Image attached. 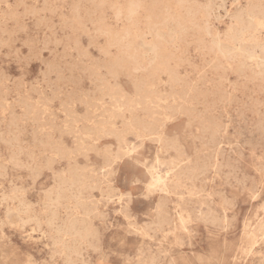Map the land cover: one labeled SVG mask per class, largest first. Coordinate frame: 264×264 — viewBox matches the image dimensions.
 <instances>
[{
  "label": "rangeland",
  "instance_id": "obj_1",
  "mask_svg": "<svg viewBox=\"0 0 264 264\" xmlns=\"http://www.w3.org/2000/svg\"><path fill=\"white\" fill-rule=\"evenodd\" d=\"M14 1L15 0H7V1L0 0V24H1L0 34L2 32L4 33V34L2 33L3 35H0V38H1L0 39V42H1L0 43L1 44L0 45V52H1L0 53L1 54L0 55V59H1L0 60V70H1L0 80L3 81V82L0 81V84H1L0 90L2 89L0 91V93H2L0 94L2 95L0 96V102L2 106L4 105L3 108L2 106H0V136L2 137V138L0 137V140H1L0 141V264H264V260H263L264 259V168H263L264 167V133H263L264 132V78L261 77V75H259L258 69L256 68L255 64L247 60L246 53L239 52L237 50H232L233 47L231 46L230 42L228 41V38L226 37L228 36V33L230 32V30L236 27L235 16L240 12H245L247 9L252 8L253 5L256 4L255 0H227V3H226V0H211V1L205 0V2L204 0H195V2L194 0H185L186 2L184 0H181V1L180 0L179 1L178 0H162V1L161 0L159 1L158 0H106V1L105 0H102V1L93 0V3L91 2L92 0H86V1L85 0H55V2L54 0L53 1L48 0L51 2H48L47 0H33V1L25 0L26 1L25 2L24 0H22L23 3H25L26 5L25 4L23 5L21 0H16V2ZM45 1L47 2V4ZM134 1H135L134 5L140 4L139 6L141 7H138L140 11L137 10V12L139 13L136 12L137 14L135 13L132 19H129L131 17L128 16L127 18V15H128L127 12L129 11L127 8H130L131 7L130 5ZM102 2H103L104 7L102 5ZM176 3H178V5ZM257 3H259V5L261 4L264 10V1L260 0ZM43 4L44 5L46 4V5L44 6ZM113 4H115L117 7L116 9H113L112 11V8H115ZM79 5L80 7H78ZM95 5L97 6V8L95 7ZM25 6L26 7L29 6L28 8L29 11L27 10ZM55 6L56 8H54ZM49 7L50 9H46ZM167 7H169V9H167ZM5 8H6V11H5ZM40 8L41 9L43 8L44 10H41ZM205 8L208 11V13L206 17H203V11H205ZM33 9L37 11H34ZM51 9L53 12H51ZM3 10L5 12L2 13ZM48 11H50L51 13H49ZM34 12H36V14ZM39 12L40 13L42 12V13L40 14ZM92 12H95L96 14ZM23 13L25 15H23ZM185 13L187 15H185ZM4 14L5 15L8 14V15L5 16ZM9 14L10 16L12 15L14 18L12 16L9 17ZM19 14L22 16H20ZM28 14H30V16ZM113 14L114 15L116 14L118 17H116L115 15V18H114ZM33 15L34 17L37 15L35 19H33L34 18ZM74 15L75 16L77 15L78 18L74 17ZM87 15L91 17V19ZM41 17H42V20H40ZM73 17L75 18L76 23L75 21H72L74 20ZM48 18H50L51 20ZM117 18L119 21L117 20ZM77 19H79L80 22ZM43 20L47 21L48 24L47 22ZM84 20H85L84 24L81 25L80 23ZM93 20L94 22H91ZM16 21L17 23L15 24ZM49 21L50 22L52 21L53 23L51 22L50 24ZM71 21L74 23L73 25ZM116 21H118L117 22L118 24L116 23ZM263 21H264V17H263ZM42 22H45V23H42ZM61 22H64V23L61 24ZM86 22H88L87 23L88 25L86 24ZM77 23L79 24L77 25ZM35 24H38L39 26L36 25V28H35ZM45 24L48 25V28H47V25ZM155 24L156 25L160 24V25L156 26ZM53 25H56L57 28L56 27L53 28ZM68 25L70 26L71 30H69ZM28 27L29 29L27 30ZM30 29H31V32H30ZM51 29L52 30L54 29V30L52 31ZM98 30L100 31V33ZM21 31L22 32L26 31V32L25 34H23ZM73 31L74 33L72 34ZM7 32L9 33V36ZM16 32L19 34H17ZM33 32L34 33L36 32V33L34 34ZM61 32L62 33L64 32V33L62 34ZM79 32L80 34H82L81 37L79 35ZM128 32L129 34L127 35ZM42 35L44 39L42 38ZM106 35L109 37V39ZM47 36H50V37H47ZM52 36H55L53 38L56 40V42L52 38ZM63 36L66 37V39H64ZM142 37L143 39H140ZM6 38L7 39L9 38V40H7ZM18 39H20L21 42ZM31 39H33V41ZM87 39H89L90 42ZM120 39L126 40V42ZM4 40H6L8 43ZM118 40L121 41L119 42V43H122L121 45L118 44ZM2 41L4 42L2 43ZM29 41L32 44L28 43ZM46 41H49V42L51 41V42L49 43ZM81 41L83 42V44H81L82 43ZM54 42L55 44H53ZM58 42L60 44H58ZM127 42L130 44H128ZM143 42L146 43L147 46H145ZM24 43L25 45H29V46H25ZM39 43H41V45ZM44 43H46V45H49V44L51 45L48 47H45ZM67 43L68 44L70 43V44L64 45ZM131 43H133V45ZM244 43H245L246 52H251L253 50H256L257 52H259L260 49L257 48L258 46L264 48V28L252 29L250 31V34L245 36ZM217 44H220V45H217ZM31 45H32V48H31ZM34 45L36 46V48L34 47ZM59 46L62 47V49ZM66 46H69V47H66ZM126 46L128 49L126 48ZM150 46H155L156 52L152 53V51L150 50ZM70 47H71V50H70ZM123 47L125 48L124 50H122ZM16 48L18 49L19 53ZM39 48H41V50ZM43 48H46V49H43ZM111 48L114 50H112ZM9 49H12V50H9ZM52 49L56 51V52L54 51L55 55L53 54ZM35 52L38 53L37 54L38 59H35L37 58ZM63 52H66V54L64 53L63 55ZM84 52H86L87 55ZM32 53L33 55H31ZM61 53L65 57L61 56ZM83 53L85 56L83 55ZM8 54L10 55L11 59L9 58ZM52 54L55 57L57 56L59 58L57 57L55 58ZM125 54L128 58L129 57L130 58L128 59L125 56ZM16 56H18L19 58H17ZM78 56H80L81 58L78 59L79 58ZM131 56H133L134 58ZM94 57L96 59L98 58V60H96ZM43 58L45 60H43ZM92 58L95 60H93ZM14 59H16V61ZM24 59L27 61H25ZM53 59L54 60L56 59L55 62L57 63H54ZM71 59L73 61H71ZM111 59L113 61H111ZM117 61L118 63L116 65ZM42 62H44L45 64ZM63 62H65L66 64L67 63L69 64L66 65ZM50 63L51 65L49 66ZM70 63H72V65L74 64L73 65L74 68ZM98 63H101V65ZM102 63L104 66L106 64L107 65L110 64V65L109 66L106 65V67H104L102 66ZM114 63H115V67H113ZM149 63L151 64V66ZM76 64H78L81 67H78ZM85 64H87V66H85ZM96 64H98L100 67ZM139 64L143 66L141 67ZM122 65H124L123 66L125 67L124 69ZM135 65L138 67H136ZM51 66L54 67L52 69H56V67L58 66L57 68L58 71L57 69L52 70ZM144 66L147 70L144 68ZM69 67H71L72 69H70ZM85 67H86V70H85ZM97 67L99 68L97 69ZM135 67L138 70L137 72H135L136 71ZM78 68L79 69L84 68V70L83 69L78 70ZM93 68L95 69V71L98 70L100 73L98 71L95 72ZM105 68L111 73L109 74V72H106ZM48 69H50V72L54 71V73L52 72L50 74ZM76 69L79 73L81 71L80 73L82 74L81 76H79L80 74L76 73L77 72ZM112 69L114 70V72L115 71L116 72L114 73ZM145 71H147L148 73ZM132 72H133V75H132ZM173 72L176 73V75H173ZM41 73L43 75L42 77H41ZM71 73L73 74V76ZM136 73H139V74H136ZM159 73L164 74V76L163 75L161 76ZM3 74L5 75V77ZM106 74H108V76ZM121 74H124V75H121ZM126 74L127 76L128 75L130 76L127 77ZM131 75L133 77H131ZM104 76L105 77L107 76L108 79L105 78ZM7 77H10V78H7ZM58 77L60 79H58ZM63 77L69 80L70 84L68 83L67 80L65 81ZM73 77L74 78L77 77V80L74 79ZM80 77H82V80ZM129 77L132 78V81L129 80L130 79ZM169 77L171 79H169ZM126 78H129V79H126ZM133 78L134 80L136 79V81H134ZM144 79L146 80V82ZM153 79L155 81H153ZM7 80H9V83ZM44 80L46 81L44 82ZM55 80H56V83H55ZM21 81H23V84H21L22 83ZM72 81L74 82L73 85L74 84L76 85L77 82H78V85L73 86ZM129 81H131V83ZM171 81H175V82H173V84L170 85L169 83H172ZM135 82L137 83L134 84ZM3 83H5V85ZM37 83L39 86L37 85ZM66 83L69 84L70 86L67 85ZM106 83H108L109 85ZM144 83H147L150 86L148 87V85ZM34 84L37 86H35ZM110 84L111 86L113 85L112 87H114V89L110 87ZM143 84L145 85L146 89L145 87H143ZM54 85H56L57 87ZM91 85L92 87H90ZM187 85H190L189 86L190 88H188ZM48 86H51V87L48 88ZM106 87L109 88V90ZM118 88H119V91H118ZM142 88L146 91V93L144 94V97H143L144 92ZM164 88L166 89V91L164 90ZM74 89H76L77 91ZM80 89L81 90L84 89L85 92L81 91ZM136 89H139V90L136 91ZM107 90L109 91V93ZM9 91H11L12 93ZM50 91L51 93H49ZM73 91L74 92L76 91V92L74 93ZM97 91L99 92L103 91V93L102 92L99 93ZM122 91H124V93ZM147 91L149 94L147 93ZM159 91L161 93H158ZM184 91L186 94L184 93ZM194 91L197 93H195ZM70 92H72V94ZM79 92H82V93H79ZM112 92L117 93V94L113 95ZM125 92L127 94H125ZM187 92L191 94L189 95ZM31 93H33L35 96H32L33 94ZM95 93H96V96H95ZM106 93H108V95L104 96L106 95ZM153 93L156 94L155 97L153 96L154 95ZM173 93H177L178 95L173 94ZM179 94L180 96L185 95V97L183 96L180 97ZM203 94H204V97H202ZM18 95H19V98H18ZM43 95L45 96L43 97ZM205 95L208 96V98ZM27 96H30V97H27ZM112 96L114 97V99ZM157 96L158 98L160 97V100L156 99ZM186 96L187 98L188 97L189 98L187 99ZM197 96H198L197 100L194 99ZM147 97L148 98L150 97V98L148 99ZM152 97L154 98L152 99ZM48 98L50 100H47ZM60 98H62V100H60ZM87 98L89 100H86ZM119 98L121 99L119 100ZM57 99L59 100L56 101ZM142 99L144 102H147V103H144ZM151 99H152V102H151ZM155 99L157 102L155 101ZM179 99L181 100L179 101ZM26 100L28 103L26 102ZM43 100L44 102H42ZM110 100L112 102H110ZM134 100H136L135 101L136 105H135ZM186 100H187V103H186ZM50 101H53V103ZM95 101H97V103ZM29 102H31V104ZM40 102L42 104L43 103L45 104L42 105L40 104ZM63 102L66 104L68 102L69 103L68 105L66 104L64 105ZM89 102H93V103H89ZM123 102L127 104H122ZM140 102L143 104L142 106ZM153 102H154V105H153ZM161 102L162 104L164 103L166 104L164 105L161 104L160 106ZM25 103H27V105ZM180 103H182L183 106L185 104L187 108L184 107L186 109L183 110ZM212 103L215 106L211 105ZM46 104H48V106H46ZM144 104H146L145 109L143 108ZM206 104L211 107H208ZM5 105H7V107H5ZM61 105L62 107L60 108ZM120 105H121V108H120ZM128 105H130L132 108ZM175 105L177 108L175 107ZM228 105L230 106V108ZM122 106L124 107V109ZM147 106H149L151 109L149 107L147 108ZM159 106L161 110L159 109ZM162 106H164V108L167 107V109L168 107L169 108L171 107V108L168 110L165 108L163 110ZM212 106L214 107V109ZM49 107L51 108V111ZM112 107H114V109H112ZM152 107H154L155 109H152ZM11 108L15 112H13ZM33 108L34 109L37 108V109L33 110ZM93 108H95L96 110ZM102 108L105 110H103ZM129 108L133 111H130ZM63 110L64 112H67L69 110V112L66 113L65 115ZM124 110L126 113L124 112ZM147 110L148 112H143ZM151 110L153 112H151ZM34 111H37V112H34ZM71 111H74V112H71ZM92 111H95V112H92ZM160 111L163 113L161 114ZM183 111H187V113ZM115 112H117V114H115ZM215 112L217 113V115ZM165 113H168V114L166 115ZM169 113H172V114H169ZM14 114L17 118L14 117V120H13L12 119L13 117L11 116H14ZM110 114L111 116L112 115L113 116L111 117ZM241 114H243V116ZM39 115H43V116H39ZM104 115L105 116L108 115L111 118L110 117L108 118V116H106L107 119H104L105 118ZM24 116H26L25 117L26 119L23 118ZM34 116L36 117L35 119H34ZM136 116L138 118L140 117L141 119L140 118L138 119ZM191 116L194 118H192ZM28 117H30L29 119L32 118L31 119L32 121L29 120ZM136 118L138 120H136ZM154 118H156L155 119L156 121H154ZM199 118H201V120ZM217 118H220V119H217ZM16 119H17V123H20L21 125H23L24 129L22 128L20 124H17L15 122ZM93 119H95L96 121ZM189 119L192 123L191 122L189 123ZM45 120L49 122L50 124L47 122L45 123L44 122ZM140 120H142L141 124H140ZM164 120L165 121L167 120L168 122L166 121L165 123ZM198 120L200 121V123ZM209 120L210 122L212 120H213L212 122H214L215 120V122L218 121L219 124L222 123L220 124L222 128L218 126L219 125L218 122L216 123L217 125L211 123L213 127L210 126L209 124H207ZM229 120L231 121V123ZM10 121L12 122V125ZM97 121L98 123L99 122L101 123L98 124L96 123ZM135 121H138V122H135ZM201 121L202 122L204 121L205 123L203 122L204 124H202ZM109 122L112 125H110ZM145 122L148 123L150 128H153L154 130L153 132L155 134L153 133L150 135L151 131H148L146 129L147 127H142V126H148ZM194 122L195 123L198 122V123L195 124ZM93 123L95 124V126ZM15 124L17 125L18 128L15 127L16 126ZM72 124L73 126H70ZM123 124H125V126ZM224 125L226 126L224 127ZM7 126L10 132H8ZM112 126L114 128H112ZM161 126L163 129L161 128ZM245 126H247V128H245ZM42 127H44L45 129ZM207 127L209 128L205 129ZM67 128L70 129V131ZM160 128L161 130L159 131ZM32 129L34 130V132L30 134L31 131H33ZM108 129H110V131H108ZM210 129H212L213 131H211ZM118 130L119 132H117ZM203 130L204 132H202ZM15 131L16 132L18 131V133H16ZM44 132H46L45 135H44ZM131 132L133 134H131ZM138 132L142 134V135L139 134V137L137 135ZM213 133L214 134L216 133L215 134L216 136L213 135ZM235 133L237 134V136ZM143 135H145L146 137ZM162 135H164L165 137H163ZM120 136H121V139H124V140H121ZM41 137L43 139H41ZM14 138L17 140L16 141L17 143H15V141L12 140ZM53 138H54V141H53ZM97 138L98 139L100 138V140H98ZM130 138H132V140ZM139 138L141 140H139ZM161 138L163 141L161 140ZM198 138L200 140H198ZM47 139L50 140V142ZM146 139L148 140L150 139L152 143L150 141L148 142V140ZM153 140H157L159 143L158 142L156 143ZM171 140L175 142L177 141L176 142L177 144L175 142H172ZM243 140H245V142ZM28 141L30 143H28ZM94 141L95 143H93ZM131 141L132 142L134 141V142L132 143ZM126 142H129V143H127L126 145ZM41 143H43L44 148L41 147L42 146ZM141 143L143 145H139ZM173 143L175 146L176 145L177 146L175 147ZM45 144L46 146L48 145V147L49 146L50 147L49 148L46 147ZM123 144L125 147L122 146ZM207 144L210 145V146L208 145L209 148ZM218 145H221L222 147ZM34 146L35 148L36 147L37 148L35 149ZM212 146H214L215 148L217 147V148L214 149V147ZM129 148L131 149L129 150ZM51 150H53V153H51L52 152ZM90 150H92L93 152ZM56 151L66 153V156L68 158L67 157L63 158L65 159L63 160L60 155L54 154V152ZM88 151H90L89 154H88ZM17 152H20V153H17ZM23 152L25 153L23 154ZM38 153H40V155ZM108 153L112 157L110 156L108 157ZM110 153H113V154H110ZM211 154L212 155L214 154V155L211 156ZM76 155L79 156V158ZM15 156H17L18 158H15ZM126 156L128 157L126 158ZM9 157H11V159ZM157 157L159 159H157ZM229 157L231 158V160ZM46 158L47 159L51 158V159H49L48 161L46 160ZM69 158H70V164L68 162ZM179 159L184 160V162L174 169L175 170L174 175L171 174L172 176L169 178L168 183L170 186V192L166 193V192L154 189V187L151 186V184L154 182L152 179L153 173H158L164 176L165 173L169 170V168H172L174 165H176V162L179 161ZM10 161L11 162L13 161L12 162V164H14L13 166ZM107 162L109 164H107ZM106 164L110 166V168L106 166ZM28 165L31 166L32 168L29 167ZM41 166H42V169L38 168ZM67 166H69V168ZM50 168L52 169L49 170ZM81 168L82 169L84 168V169L82 170ZM29 169L32 170L31 173ZM34 169L37 171H35ZM68 169L69 170L71 169L73 172L76 171L77 173L83 174L85 176L84 187L81 188L80 185H77V186L75 185V188H74V186L71 187L68 183L67 186L65 185L63 187L62 199L60 201V204L58 206L56 205L53 206L54 201L52 202L51 200H54L56 198L55 194L59 190L58 188L60 186V181H58L60 179H57V178L61 177L63 172H65L66 170L68 171ZM89 170L90 171L95 170L97 172L95 171H94L95 173L92 171L89 172ZM37 172L39 173L41 172V173L38 174ZM75 174L73 173L74 176H76ZM105 174H109V175L107 176ZM112 174L114 176L111 177ZM93 176H96V177H93ZM192 177H193V180H192ZM81 178L83 179L84 177L82 176ZM98 178H100L101 180H98ZM236 179L238 180V182H236L237 181ZM199 182H202V183H199ZM79 186L80 188H77ZM101 186L103 187L101 188ZM50 187L52 188L50 189L51 191L48 190ZM112 188H115V189L113 190ZM109 189L110 190L112 189L113 192H111L112 190L110 191ZM74 192L76 196L74 195ZM78 194L81 195L82 199L77 198V196H80ZM107 194H109V196ZM12 195L13 196L16 195L18 197H21L23 200H25V202L28 205H30L32 209L34 210L35 215H37L38 217V221H31L26 224H22L20 222L16 224L9 223L7 219V211L9 208L18 205L17 200L16 201L11 200V197H13ZM111 196H112L111 198L112 200L110 199ZM71 198L73 200H71ZM120 198H122L123 200ZM204 199H206L207 201ZM76 203H77V206H76ZM83 203H85V206ZM158 208H160L161 211ZM56 209L58 211L59 221L57 223L58 225L55 228H60L65 223L75 220L80 225H89L90 229L93 232V236L86 238V239H82L77 236L76 237L68 236V237L63 238L66 241L67 245H70L72 247L74 246L76 248V250L71 254V258H72L71 262L69 261L68 256L66 255L67 252L63 251L62 246L59 245V243H57V239L58 237H60V235L56 233L55 228L50 227L47 223L52 217V212ZM180 214H183L186 217L184 224L181 223V221L178 218ZM151 226L153 227L151 228ZM159 226L161 228H159Z\"/></svg>",
  "mask_w": 264,
  "mask_h": 264
},
{
  "label": "bare ground",
  "instance_id": "obj_2",
  "mask_svg": "<svg viewBox=\"0 0 264 264\" xmlns=\"http://www.w3.org/2000/svg\"><path fill=\"white\" fill-rule=\"evenodd\" d=\"M7 1V0H6ZM22 1V0H21ZM20 1V2H21ZM25 1V0H24ZM29 1V0H28ZM30 1H33V0H30ZM48 1V0H47ZM53 1V0H52ZM86 1V0H85ZM84 1V2H85ZM102 1V0H101ZM106 1V0H105ZM104 1V2H105ZM159 1V0H158ZM158 1H156V2H158ZM162 1V0H161ZM179 1V0H178ZM177 1V2H178ZM181 1V0H180ZM185 1V0H184ZM183 1V2H184ZM211 1V0H210ZM209 1V2H210ZM260 0H255V2H256V4L255 5H253V7L252 8H250V9H247L245 12H240V13H238L236 16H235V21H236V27L235 28H233V29H231L230 30V32L228 33V36H226L227 38H228V41L230 42V44H231V46L233 47L232 48V50H237V51H239V52H243V53H246L245 55H246V57H247V60L248 61H250L251 63H253V64H255V66H256V68L258 69V73H259V75H261V77H263L264 78V48L263 47H257V48H259L260 49V51L259 52H257L256 50H253V51H251V52H246L245 51V36L246 35H248V34H250V31L252 30V29H260V28H264V21H263V17H264V10H263V7L261 6V4L259 5V3H257V2H259ZM264 1V0H263ZM14 2H16V0L14 1ZM13 2V3H14ZM26 2V1H25ZM46 2V1H45ZM48 2H51V1H48ZM54 2H55V0H54ZM56 2H58V1H56ZM92 3H93V0L91 1ZM90 2V3H91ZM164 2V1H163ZM175 2V1H174ZM186 2V1H185ZM194 2H195V0H194ZM204 2H205V0H204ZM235 2V1H234ZM22 3H23V1H22ZM28 3V2H27ZM38 3V2H37ZM36 3V4H37ZM100 3V2H99ZM98 3V4H99ZM134 3H135V1L130 5L131 7L130 8H127L129 11L127 12L128 13V15H127V18H128V16L129 17H131V18H129V19H132V17L134 16V14L137 12V10H139V8L138 7H141V6H139L140 4H138V5H134ZM137 3V2H136ZM161 3V2H160ZM179 3V2H178ZM178 3H176L177 5H178ZM189 3V2H188ZM211 3V2H210ZM209 3V4H210ZM226 3H227V0H226ZM25 3H23V5H24ZM46 4H47V2H46ZM45 4V5H46ZM53 4H55V3H53ZM60 4V3H59ZM87 4H89V3H87ZM107 4V3H106ZM105 4V5H106ZM197 4V3H196ZM204 4V3H203ZM224 4V3H223ZM26 5V4H25ZM44 5V4H43ZM44 5V6H45ZM48 5H50V4H48ZM77 5V4H76ZM81 5V4H80ZM80 5L78 6V7H80ZM97 5V4H96ZM95 5V7L97 8V6ZM102 5H103V2H102ZM114 6H115V8H112V11H113V9H116V5L115 4H113ZM112 5V6H113ZM141 5H143V4H141ZM148 5V4H147ZM153 5V4H152ZM156 5V4H155ZM184 5V4H183ZM185 5H186V3H185ZM184 5V6H185ZM190 5V4H189ZM195 5V4H194ZM236 5V4H235ZM18 6V5H17ZM30 6H32V5H30ZM91 6V5H90ZM108 6H109V4H108ZM113 6V7H114ZM150 6V5H149ZM166 6V5H165ZM217 6V5H216ZM222 6H224V5H222ZM26 7V6H25ZM37 7V6H36ZM35 7V8H36ZM71 7V6H70ZM74 7H75V5H74ZM100 7H102V6H100ZM103 7H104V5H103ZM152 7V6H151ZM150 7V8H151ZM183 7V6H182ZM181 7V8H182ZM18 8V7H17ZM21 8V7H20ZM19 8V9H20ZM27 8V10H28V8H29V6L28 7H26ZM33 8V7H32ZM31 8V9H32ZM54 8H56V6L54 7ZM72 8H73V6H72ZM111 8H110V10H111ZM149 8V9H150ZM208 8V7H207ZM212 8V7H211ZM225 8V7H224ZM41 9V8H40ZM40 9H38V10H40ZM46 9H50V7L49 8H46ZM80 9V8H79ZM118 9V8H117ZM167 9H169V7H167ZM184 9V8H183ZM186 9V8H185ZM188 9V8H187ZM199 9V8H198ZM201 9V8H200ZM26 10V11H27ZM34 10V9H33ZM41 10H44L43 8L41 9ZM56 10V9H55ZM88 10V9H87ZM217 10V9H216ZM215 10V11H216ZM221 10V9H220ZM224 10V9H223ZM226 10V9H225ZM5 11H6V8H5ZM4 10L2 11V13L3 12H5ZM29 11V10H28ZM27 11V12H28ZM32 11V10H31ZM34 11H37V10H34ZM95 11V10H94ZM117 11V10H116ZM140 11V10H139ZM191 11V10H190ZM192 11H193V9H192ZM210 11V10H209ZM214 11V10H213ZM25 12V11H24ZM44 12V11H43ZM46 12V11H45ZM49 13H51V12H53L52 11V9H51V12L50 11H48ZM56 12V11H55ZM96 12V11H95ZM95 12H92V13H95ZM225 12V11H224ZM13 13V12H12ZM35 14H36V12H34ZM40 13V12H39ZM42 13V12H41ZM40 13V14H41ZM74 13V12H73ZM76 13V12H75ZM77 13H79V12H77ZM88 13H90V12H88ZM87 13V14H88ZM97 13V12H96ZM95 13V14H96ZM113 13V12H112ZM137 13H139V12H137ZM136 13V14H137ZM151 13V12H150ZM153 13V12H152ZM170 13V12H169ZM188 13H189V11H188ZM195 13V12H194ZM207 13H208V11L206 10V8H205V11H203V17H206L207 16ZM11 14V13H10ZM10 14H9V17H11L10 16ZM30 14H32V13H30ZM30 14H28L29 16H30ZM44 14V13H43ZM45 14H47V13H45ZM116 14H117V12H116ZM115 14V15H116ZM2 15V14H1ZM5 15V14H4ZM6 15H8V14H6ZM5 15V16H6ZM16 15V14H15ZM18 15V14H17ZM20 15V14H19ZM23 15H25L24 13H23ZM52 15V14H51ZM59 15V14H58ZM79 15V14H78ZM92 15V14H91ZM114 15V14H113ZM115 15H114V18H115ZM119 15V14H118ZM161 15V14H160ZM165 15V14H164ZM185 15H187L186 13H185ZM195 15V14H194ZM20 16H22V15H20ZM37 16V15H36ZM36 16L34 17V15H33V19H35L36 18ZM65 16V15H64ZM81 16V15H80ZM79 16V17H80ZM88 16V15H87ZM111 16V15H110ZM120 16V15H119ZM189 16H191V15H189ZM13 17V16H12ZM16 17H18V16H16ZM24 17V16H23ZM32 17V16H31ZM74 17H77V15L75 16L74 15ZM73 17V19L74 20H72V21H75V18ZM89 17V16H88ZM116 17H118L117 15H116ZM151 17V16H150ZM153 17H154V15H153ZM194 17V16H193ZM14 18V17H13ZM52 18V17H51ZM65 18V17H64ZM78 18V17H77ZM90 19H91V17H89ZM152 18V17H151ZM224 18V17H223ZM225 18H226V16H225ZM4 19V18H3ZM11 19V18H10ZM9 19V20H10ZM24 19V18H23ZM32 19V20H33ZM40 19V18H39ZM45 19V18H44ZM48 19H50V18H48ZM119 19H120V17H119ZM128 19V20H129ZM149 19V18H148ZM172 19H173V17H172ZM195 19V18H194ZM230 19V18H229ZM233 19V18H232ZM231 19V20H232ZM27 20V19H26ZM40 20H42V17H41V19ZM47 20V19H46ZM51 20V19H50ZM54 20V19H53ZM77 20H79V19H77ZM103 20V19H102ZM117 20H118V18H117ZM156 20V19H155ZM163 20V19H162ZM217 20V19H216ZM5 21V20H4ZM24 21V20H23ZM43 21H45V20H43ZM68 21V20H67ZM71 21V23H72V25L74 24L73 22ZM119 21V20H118ZM118 21H116V23L118 22ZM122 21V20H121ZM33 22V21H32ZM31 22V23H32ZM45 22H47V21H45ZM45 22H42V23H45ZM50 22V21H49ZM52 22V21H51ZM51 22H50V24H51ZM69 22H70V20H69ZM68 22V23H69ZM79 22H80V20H79ZM83 22V23H82ZM80 24L81 25H83L84 24V22H85V20L84 21H82ZM90 22V21H89ZM91 22H94V20L93 21H91ZM105 22H106V20H105ZM164 22V21H163ZM8 23V22H7ZM17 23V21L15 22V24ZM19 23V22H18ZM27 23V22H26ZM35 23V22H34ZM41 23V22H40ZM39 23V24H40ZM53 23V22H52ZM62 23H64V22H61V24ZM70 23V24H71ZM75 23H76V21H75ZM88 22H86V24H87ZM100 23V22H99ZM103 23V22H102ZM120 23V22H119ZM130 23V22H129ZM149 23V22H148ZM168 23V22H167ZM14 24V23H13ZM24 24V23H23ZM47 24H48V22H47ZM47 24H45V25H47ZM57 24H58V22H57ZM79 23H77V25H78ZM97 24V23H96ZM101 24V23H100ZM118 24V23H117ZM116 24V25H117ZM195 24V23H194ZM208 24V23H207ZM5 25H7V24H5ZM19 25V24H18ZM18 25H16V26H18ZM26 25V24H25ZM36 25L37 26H39L38 24H35V28H36ZM44 25V26H45ZM66 25V24H65ZM88 25V24H87ZM91 25V24H90ZM149 25V24H148ZM156 25V24H155ZM158 25H160V24H158ZM158 25H156V26H158ZM180 25V24H179ZM0 26H1V24H0ZM3 26V25H2ZM9 26V25H8ZM20 26V25H19ZM27 26V25H26ZM43 26V27H44ZM63 26H64V24H63ZM69 26V25H68ZM67 26V27H68ZM80 26V25H79ZM219 26V25H218ZM7 27V26H6ZM5 27V28H6ZM51 27V26H50ZM54 27H56V25H53V28ZM59 27V26H58ZM86 27V26H85ZM138 27V26H137ZM8 28V27H7ZM23 28H24V26H23ZM38 28V27H37ZM46 28V27H45ZM47 28H48V25H47ZM57 28V27H56ZM55 28V29H56ZM87 28V27H86ZM94 28V27H93ZM26 29V28H25ZM29 29V27L27 28V30ZM59 29V28H58ZM67 29V28H66ZM74 29H76V28H74ZM77 29H78V27H77ZM80 29V28H79ZM89 29V28H88ZM160 29V28H159ZM209 29V28H208ZM11 30V29H10ZM18 30H19V28H18ZM20 30H22V29H20ZM49 30V29H48ZM52 30V29H51ZM50 30V31H51ZM54 30V29H53ZM52 30V31H53ZM62 30V29H61ZM69 30H71L70 29V26H69ZM102 30V29H101ZM57 31V30H56ZM55 31V32H56ZM63 31V30H62ZM65 31V30H64ZM79 31V30H78ZM93 31H95V30H93ZM99 31V30H98ZM8 32H9V30H8ZM7 32V33H8ZM22 32V31H21ZM20 32V33H21ZM26 32V31H25ZM25 32H22L23 34H25ZM30 32H31V29H30ZM37 32V31H36ZM35 32V33H36ZM39 32V31H38ZM41 32V31H40ZM43 32V31H42ZM97 32V31H96ZM95 32V33H96ZM126 32V31H125ZM140 32V31H139ZM3 33V32H2ZM0 34V35H3V34ZM17 33V32H16ZM34 33V32H33ZM34 33V34H35ZM45 33V32H44ZM62 33V32H61ZM64 33V32H63ZM62 33V34H63ZM74 33V31L72 32V34ZM99 33H100V31H99ZM106 33V32H105ZM151 33H153V32H151ZM12 34V33H11ZM17 34H19V33H17ZM52 34V33H51ZM54 34V33H53ZM77 34V33H76ZM101 34H103V33H101ZM100 34V35H101ZM108 34V33H107ZM126 34V33H125ZM129 34V32L127 33V35ZM181 34V33H180ZM57 35V34H56ZM55 35V36H56ZM79 35H80V37H81V35L82 34H80V32H79ZM131 35V34H130ZM144 35V34H143ZM142 35V36H143ZM5 36V35H4ZM3 36V37H4ZM8 36H9V33H8ZM11 36H13V35H11ZM27 36H29V35H27ZM55 36H52V38L53 37H55ZM104 36V35H103ZM107 36V35H106ZM116 36V35H115ZM146 36V35H145ZM157 36V35H156ZM160 36V35H159ZM3 37H2V39H3ZM15 37V36H14ZM47 37H50V36H47ZM59 37V36H58ZM64 37V36H63ZM73 37V36H72ZM84 37H85V35H84ZM108 37V36H107ZM117 37H118V35H117ZM116 37V38H117ZM127 37V36H126ZM130 37V36H129ZM144 37V36H143ZM143 37L142 38H140V39H143ZM155 37V36H154ZM158 37V36H157ZM181 37V36H180ZM18 38V37H17ZM16 38V39H17ZM29 38V37H28ZM37 38V37H36ZM42 38H43V35H42ZM46 38V37H45ZM75 38V37H74ZM78 38V37H77ZM123 38V37H122ZM146 38V37H145ZM162 38V37H161ZM1 39V38H0ZM7 39V38H6ZM35 39V38H34ZM44 39V38H43ZM50 39V38H49ZM54 39V38H53ZM58 39V38H57ZM64 39H66V37H64ZM82 39V38H81ZM108 39H109V37H108ZM131 39V38H130ZM159 39V38H158ZM225 39V38H224ZM7 40H9V38L7 39ZM13 40H15V39H13ZM19 41H20V39H18ZM32 41H33V39H31ZM36 40V39H35ZM34 40V41H35ZM47 40V39H46ZM55 40V39H54ZM68 40V39H67ZM74 40V39H73ZM72 40V41H73ZM88 41H89V39H87ZM112 40H114V39H112ZM111 40V41H112ZM115 40H117V39H115ZM120 40H122V41H125L126 42V40H123V39H120ZM120 40H118V44L119 45H121L122 43H119V42H121ZM129 40V39H128ZM157 40V39H156ZM163 40V39H162ZM4 41H6V40H4ZM4 41H2V43L4 42ZM18 41V42H19ZM26 41H27V39H26ZM53 41V40H52ZM65 41V40H64ZM76 41V40H75ZM110 41V40H109ZM7 42V41H6ZM17 42V43H18ZM21 42V41H20ZM19 42V43H20ZM36 42V41H35ZM39 42V41H38ZM44 42V41H43ZM46 42H49V41H46ZM51 42V41H50ZM49 42V43H50ZM55 42H56V40H55ZM55 42L53 43V44H55ZM79 42V41H78ZM78 42H76V43H78ZM82 42V41H81ZM90 42V41H89ZM105 42V41H104ZM103 42V43H104ZM1 43V42H0ZM8 43V42H7ZM17 43H15V44H17ZM28 43H30V41L28 42ZM124 43V42H123ZM128 43V42H127ZM144 43V42H143ZM23 44V43H22ZM30 44H32V43H30ZM37 44V43H36ZM40 45H41V43H39ZM43 44V43H42ZM45 44V47H48V46H50L51 44H49V45H46V43H44ZM58 44H60L59 42H58ZM58 44H56V45H58ZM70 44V43H69ZM68 43L67 44H64V45H69ZM81 44H83V42L81 43ZM128 44H130V43H128ZM132 45H133V43H131ZM145 44V46H147V44L146 43H144ZM162 44V43H161ZM1 45V44H0ZM6 45V44H5ZM11 45V44H10ZM10 45H8V46H10ZM24 45H25V43H24ZM23 45V46H24ZM38 45V44H37ZM56 45H55V47H56ZM63 45V46H64ZM87 45H88V43H87ZM99 45V44H98ZM150 45V44H149ZM217 45H220V44H217ZM3 46H4V44H3ZM16 46V45H15ZM15 46H14V48H15ZM25 46H29V45H25ZM71 46V45H70ZM81 46V45H80ZM110 46V45H109ZM112 46H113V44H112ZM129 46H131V45H129ZM34 47L36 48V46L34 45ZM53 47H54V45H53ZM60 47V46H59ZM66 47H69V46H66ZM66 47H65V49H66ZM75 47H76V45H75ZM85 47V46H84ZM89 47V46H88ZM91 47V46H90ZM115 47V46H114ZM114 47H112V48H114ZM116 47H117V45H116ZM118 47H120V46H118ZM8 48V47H7ZM13 48V47H12ZM13 48V49H14ZM21 48H23V47H21ZM26 48V47H25ZM31 48H32V45H31ZM42 48V47H41ZM41 48H39L40 50H41ZM50 48H52V47H50ZM49 48V49H50ZM58 48V47H57ZM61 49H62V47H60ZM98 48V47H97ZM111 48V49H112ZM126 48H127V46H126ZM4 49V48H3ZM17 49V48H16ZM38 49V50H39ZM43 49H46V48H43ZM68 49V48H67ZM75 49V48H74ZM88 49V48H87ZM87 49H85V50H87ZM125 48L123 47L122 48V50H124ZM128 49V48H127ZM134 49H136V48H134ZM155 49H156V47L155 46H150V50L152 51V53L153 52H156L155 51ZM160 49V48H159ZM1 50H2V48H1ZM9 50H12V49H9ZM21 50V49H20ZM32 50H34V49H32ZM39 50V51H40ZM53 50V49H52ZM70 50H71V47H70ZM76 50V49H75ZM80 50V49H79ZM79 50H77V51H79ZM84 50V51H85ZM112 50H114V49H112ZM118 50V49H117ZM121 50V49H120ZM119 50V51H120ZM176 50V49H175ZM221 50V49H220ZM14 51V50H13ZM17 51H18V49H17ZM35 51H36V49H35ZM54 51L55 50H53V54H54ZM59 51V50H58ZM66 51V50H65ZM68 51V50H67ZM99 51V50H98ZM30 52V51H29ZM43 52V51H42ZM47 52H49V51H47ZM56 52V51H55ZM70 52V51H69ZM68 52V53H69ZM101 52V51H100ZM118 52V51H117ZM127 52V51H126ZM129 52V51H128ZM1 53V52H0ZM15 53V52H14ZM13 53V54H14ZM18 53H19V51H18ZM36 53V56H37V52H35ZM34 53V54H35ZM44 53H46V52H44ZM51 53H52V51H51ZM64 53L66 54V52H63V55H64ZM78 53V52H77ZM86 55H87V53L86 52H84ZM84 53H83V55H84ZM89 53V52H88ZM123 53V52H122ZM6 54V53H5ZM21 54V53H20ZM41 54V53H40ZM52 54V55H53ZM57 54H58V52H57ZM113 54V53H112ZM135 54H137V53H135ZM1 55V54H0ZM9 55V54H8ZM15 55V54H14ZM31 55H33V53L31 54ZM55 55V54H54ZM53 55V56H54ZM60 55V54H59ZM62 55V53H61V56H63ZM73 55V54H72ZM79 55V54H78ZM82 55V54H81ZM89 55V54H88ZM92 55V54H91ZM102 55V54H101ZM109 55V54H108ZM155 55H157V54H155ZM85 56V55H84ZM106 56V55H105ZM125 56H126V54H125ZM135 56V55H134ZM14 57V56H13ZM17 58H19L18 56H16ZM27 57V56H26ZM35 57V56H34ZM40 57V56H39ZM55 57V56H54ZM57 57V56H56ZM55 57V58H56ZM63 57H65V56H63ZM68 57V56H67ZM66 57V58H67ZM71 57V56H70ZM73 57V56H72ZM79 58L78 59H80L81 57L80 56H78ZM90 57V56H89ZM127 57V56H126ZM131 57H133V56H131ZM245 57V56H244ZM1 58H2V56H1ZM9 58H10V55H9ZM57 58H59V57H57ZM85 58V57H84ZM83 58V59H84ZM95 58V57H94ZM106 58V57H105ZM123 58V57H122ZM128 58V57H127ZM126 58V59H127ZM130 58V57H129ZM128 58V59H129ZM134 58V57H133ZM6 59V58H5ZM11 59V58H10ZM9 59V60H10ZM30 59V58H29ZM32 59H34V58H32ZM35 59H38V56H37V58H35ZM47 59V58H46ZM69 59V58H68ZM86 59V58H85ZM89 59V58H88ZM93 59V58H92ZM96 59V58H95ZM95 59H93V60H95ZM100 59V58H99ZM120 59V58H119ZM1 60V59H0ZM8 60V59H7ZM15 61H16V59H14ZM25 60V59H24ZM24 60H22V61H24ZM31 60V59H30ZM41 60V59H40ZM40 60H39V62H40ZM43 60H45L44 58H43ZM54 60V59H53ZM53 60H51V61H53ZM56 60V59H55ZM55 60H54V63H57V62H55ZM60 60V59H59ZM64 60H65V58H64ZM73 60H74V58H73ZM72 59H71V61H73ZM96 60H98V58L96 59ZM134 60V59H133ZM133 60H132V62H133ZM17 61H19V60H17ZM25 61H27V60H25ZM36 61V60H35ZM34 61V62H35ZM38 61V60H37ZM50 61V60H49ZM63 61V60H62ZM82 61V60H81ZM106 61V60H105ZM111 61H113L112 59H111ZM138 61V60H137ZM3 62V61H2ZM14 62V61H13ZM31 62V61H30ZM38 62V63H39ZM46 62V61H45ZM121 62V61H120ZM129 62H131V61H129ZM16 63V62H15ZM25 63V62H24ZM42 63H44V62H42ZM48 63V62H47ZM52 63V62H51ZM51 63L49 64V66L51 65ZM60 63H61V61H60ZM63 63H65V62H63ZM73 63V62H72ZM72 63H70L71 65H72ZM92 63V62H91ZM90 63V64H91ZM97 63V62H96ZM117 63H118V61L116 62V65H117ZM135 63V62H134ZM3 64V63H2ZM19 64V63H18ZM26 64V63H25ZM40 64V63H39ZM45 64V63H44ZM53 64V63H52ZM66 64V63H65ZM67 64H69V63H67ZM66 64V65H67ZM80 64V63H79ZM98 64H100L101 65V63H98ZM98 64H96V65H98ZM150 64V63H149ZM155 64V63H154ZM21 65H22V63H21ZM29 65V64H28ZM46 65H48V64H46ZM46 65H44V66H46ZM56 65V64H55ZM74 65V64H73ZM72 65V66H73ZM78 67H81V66H79L78 64H76ZM96 65H95V67H96ZM107 65V64H106ZM106 65L104 66L103 65V63H102V66H104V67H106ZM110 65V64H109ZM109 65H107V66H109ZM111 65H112V63H111ZM130 65H131V63H130ZM140 65V64H139ZM19 66V65H18ZM17 66V67H18ZM42 66V65H41ZM59 66V65H58ZM58 66L56 67V69L58 68ZM62 66V65H61ZM77 66H75V67H77ZM85 66H87V64H85ZM99 66V65H98ZM102 66H101V68H102ZM124 65H122V67H123ZM134 66V65H133ZM136 66V65H135ZM141 66V65H140ZM143 66V65H142ZM141 66V67H142ZM150 66H151V64H150ZM60 67V66H59ZM100 67V66H99ZM99 67H97V69L99 68ZM113 67H115V63H114V65H113ZM119 67V66H118ZM136 67H138V66H136ZM136 67H135V69H136ZM52 68H54V67H52L51 66V69ZM61 68V67H60ZM70 69H72L71 67H69ZM73 68H74V66H73ZM89 68V67H88ZM108 68V67H107ZM120 68V67H119ZM125 67H123V69H124ZM134 68V67H133ZM144 68H145V66H144ZM148 68H150V67H148ZM56 69H52V70H56ZM64 69V68H63ZM66 69V68H65ZM81 69H83L84 70V68H81ZM81 69H79L78 68V70H81ZM118 69V68H117ZM122 69V68H121ZM146 69V68H145ZM4 70V69H3ZM47 70V69H46ZM49 70V73L51 74L52 72L54 73V71H51L50 72V69H48ZM74 70V69H73ZM82 70V71H83ZM85 70H86V67H85ZM93 70L95 71V69L93 68ZM92 70V71H93ZM105 70H106V68H105ZM113 70V69H112ZM116 70V69H115ZM131 70V69H130ZM142 70V69H141ZM147 70V69H146ZM1 71V70H0ZM57 71H58V69H57ZM62 71H64V70H62ZM66 71V70H65ZM71 71V70H70ZM76 71H77V69H76ZM98 71V70H97ZM97 71H95V72H97ZM101 71V70H100ZM138 70L136 69V71L135 72H137ZM2 72H4V71H2ZM72 72V71H71ZM87 72V71H86ZM89 72V71H88ZM99 72V71H98ZM102 72V71H101ZM106 72H109V74L111 73L110 71H108V70H106ZM113 72H114V70H113ZM116 72V71H115ZM114 72V73H115ZM127 72V71H126ZM139 72H140V70H139ZM145 72H147V71H145ZM4 73H6V72H4ZM47 73V72H46ZM73 73V72H72ZM71 73V74H72ZM74 73H75V71H74ZM76 73H78V74H80L81 73V71H80V73L77 71ZM91 73V72H90ZM100 73V72H99ZM143 73V72H142ZM148 73V72H147ZM58 74V73H57ZM56 74V75H57ZM61 74V73H60ZM66 74H67V72H66ZM70 74V75H71ZM96 74V73H95ZM116 74H118V73H116ZM128 74V73H127ZM127 74H126V76H127ZM135 74V73H134ZM136 74H139V73H136ZM161 76L163 75L164 76V74H162V73H159ZM4 75V74H3ZM2 75V76H3ZM40 75V74H39ZM38 75V76H39ZM55 75V74H54ZM64 75H65V73H64ZM76 75V74H75ZM82 74H80L79 76H81ZM84 75V74H83ZM92 75V74H91ZM107 76H108V74H106ZM121 75H124V74H121ZM132 75H133V72H132ZM131 75V77H133ZM152 75H154V74H152ZM173 75H176V73H174L173 72ZM185 75V74H184ZM6 76H8V75H6ZM43 75H42V73H41V77H42ZM62 76V75H61ZM68 76V75H67ZM72 76H73V74H72ZM97 76V75H96ZM102 76V75H101ZM107 76L105 77V78H107ZM116 76V75H115ZM118 76V75H117ZM120 76V75H119ZM128 76H130V75H128ZM127 76V77H128ZM1 77V76H0ZM4 77H5V75H4ZM69 77V76H68ZM87 77V76H86ZM89 77H90V75H89ZM92 77V76H91ZM95 77V76H94ZM111 77V76H110ZM131 77H129V78H126V79H129V80H131L132 81V78ZM7 78H10V77H7ZM64 78V77H63ZM72 78V77H71ZM74 78V77H73ZM81 78V80H82V77H80ZM80 78H79V80H80ZM99 78V77H98ZM104 78V79H105ZM119 78V77H118ZM125 78V77H124ZM58 79H60L59 77H58ZM68 79H70V78H68ZM74 79H76L77 80V77L76 78H74ZM85 79V78H84ZM84 79H83V81H84ZM88 79V78H87ZM108 79V78H107ZM117 79V78H116ZM151 79H152V77H151ZM156 79H157V77H156ZM169 79H171L170 77H169ZM176 79V78H175ZM4 80V79H3ZM48 80V79H47ZM64 80L66 81L67 79H65L64 78ZM70 80H72V79H70ZM90 80H91V78H90ZM119 80V79H118ZM133 80H134V78H133ZM143 80V79H142ZM145 80V79H144ZM174 80V79H173ZM177 80V79H176ZM1 81V80H0ZM8 81V83H9V80H7ZM15 81V80H14ZM19 81V80H18ZM46 80H44V82H45ZM50 81V80H49ZM60 81V80H59ZM61 81H63V80H61ZM68 81V83H69V80H67ZM74 81V80H73ZM72 81V85H73V82ZM88 81V80H87ZM99 81V80H98ZM116 81V80H115ZM131 81H129L130 83H131ZM134 81H136V79L134 80ZM151 81V80H150ZM153 81H155L154 79H153ZM178 81V80H177ZM207 81V80H206ZM1 82H3V81H1ZM22 83L21 84H23V81H21ZM39 82V81H38ZM91 82H92V80H91ZM95 82H96V80H95ZM110 82V81H109ZM117 82V81H116ZM145 82H146V80H145ZM157 82V81H156ZM172 83H169L170 85H172L173 84V82H175V81H171ZM179 82H181V81H179ZM7 83V82H6ZM55 83H56V80H55ZM64 83V82H63ZM137 82H135L134 84H136ZM140 83H142V82H140ZM148 83V82H147ZM147 83H144V84H147ZM154 83V82H153ZM4 85H5V83H3ZM11 84H13V83H11ZM30 84V83H29ZM36 84V83H35ZM34 84V85H35ZM41 84V83H40ZM43 84H45V83H43ZM42 84V85H43ZM48 84V83H47ZM65 84V83H64ZM67 84V83H66ZM70 84V83H69ZM69 84H67V85H69ZM80 84V83H79ZM97 84H99V83H97ZM104 84V83H103ZM106 84H108V83H106ZM133 84V85H134ZM143 84V87H145V85ZM156 84V83H155ZM154 84V85H155ZM176 84H177V82H176ZM180 84V83H179ZM183 84V83H182ZM190 84V83H189ZM1 85V84H0ZM3 85V86H4ZM17 85V84H16ZM32 85V84H31ZM37 85H38V83H37ZM37 85H35V86H37ZM57 85V84H56ZM56 85H54V86H56ZM75 85V84H74ZM73 85V86H74ZM76 85H78V82L76 83ZM75 85V86H76ZM109 85V84H108ZM107 85V86H108ZM115 85V84H114ZM148 85V84H147ZM162 85V84H161ZM18 86V85H17ZM30 86V85H29ZM39 86V85H38ZM58 86V85H57ZM56 86V87H57ZM65 86V85H64ZM70 86V85H69ZM95 86V85H94ZM98 86V85H97ZM106 86V85H105ZM105 86H104V88H105ZM113 86V85H112ZM111 86V84H110V87H112ZM137 86V85H136ZM150 85H148V87H149ZM156 86V85H155ZM164 86V85H163ZM180 86V85H179ZM190 85H187V87L188 88H190L189 87ZM1 87V86H0ZM24 87V86H23ZM32 87V86H31ZM41 87V86H40ZM49 87H51V86H48V88ZM90 87H92V85L90 86ZM121 87V86H120ZM133 87H135V86H133ZM138 87H139V85H138ZM137 87V88H138ZM159 87H161V86H159ZM169 87V86H168ZM192 87V86H191ZM5 88H6V86H5ZM8 88V87H7ZM17 88H19V87H17ZM35 88V87H34ZM43 88V87H42ZM47 88V87H46ZM62 88V87H61ZM66 88H67V86H66ZM96 88V87H95ZM103 88V89H104ZM107 88V87H106ZM113 89H114V87H112ZM173 88V87H172ZM175 88V87H174ZM196 88H198V87H196ZM21 89V88H20ZM44 89V88H43ZM60 89V88H59ZM72 89V88H71ZM102 89V90H103ZM108 90H109V88H107ZM143 89V88H142ZM145 89H146V87H145ZM158 89V88H157ZM194 89V88H193ZM2 90V89H1ZM0 90V91H1ZM19 90V89H18ZM40 90V89H39ZM38 90V91H39ZM62 90V89H61ZM64 90V89H63ZM74 90H76V89H74ZM81 90V89H80ZM87 90V89H86ZM101 90V89H100ZM107 90V91H108ZM137 90H139V89H136V91ZM164 90L166 91V89L164 88ZM172 90V89H171ZM184 90V89H183ZM8 91V90H7ZM34 91V90H33ZM44 91V90H43ZM42 91V92H43ZM66 91H68V90H66ZM77 91V90H76ZM75 91V92H76ZM81 91H84V89L83 90H81ZM95 91H96V89H95ZM106 91V90H105ZM118 91H119V88H118ZM120 91H121V89H120ZM125 91V90H124ZM124 91H122L123 93H124ZM156 91V90H155ZM174 91V90H173ZM179 91V90H178ZM196 91V90H195ZM194 91V92H195ZM9 92H11V91H9ZM32 92V91H31ZM45 92V91H44ZM64 92V91H63ZM74 92V91H73ZM74 92V93H75ZM85 92V91H84ZM91 92V91H90ZM97 92H99V91H97ZM100 92H102L103 93V91H100ZM99 92V93H100ZM143 97H144V94L146 93V91L143 89ZM175 92V91H174ZM193 92V91H192ZM4 93V92H3ZM12 93V92H11ZM23 93V92H22ZM36 93V92H35ZM48 93V92H47ZM49 93H51V91L49 92ZM62 93V92H61ZM68 93V92H67ZM66 93V94H67ZM71 94H72V92H70ZM79 93H82V92H79ZM98 93V94H99ZM108 93H109V91H108ZM108 93H106V95H104V96H107L108 95ZM113 93V92H112ZM137 93V92H136ZM147 93H148V91H147ZM151 93V92H150ZM156 93V92H155ZM155 93H153L154 95V97H155ZM158 93H161L160 91L158 92ZM165 93V92H164ZM178 93V92H177ZM177 93H173V94H177ZM184 93H185V91H184ZM188 94H189V92H187ZM195 93H197V92H195ZM210 93V92H209ZM0 94H2V93H0ZM17 94V93H16ZM25 94V93H24ZM31 94H33V93H31ZM44 94V93H43ZM56 94V93H55ZM65 94V95H66ZM89 94V93H88ZM114 94H117V93H113V95ZM125 94H127L126 92H125ZM149 94V93H148ZM166 94H168V93H166ZM170 94V93H169ZM186 94V93H185ZM191 94V93H190ZM189 94V95H190ZM207 94V93H206ZM212 94V93H211ZM3 95H5V94H3ZM7 95H8V93H7ZM6 95V96H7ZM64 95V96H65ZM90 95H92V94H90ZM122 95V94H121ZM140 95V94H139ZM163 95V94H162ZM178 95V94H177ZM197 95V94H196ZM220 95V94H219ZM225 95V94H224ZM230 95V94H229ZM0 96H2V95H0ZM23 96V95H22ZM32 96H35L34 94L32 95ZM45 95H43V97H44ZM47 96H48V94H47ZM61 96H63V95H61ZM95 96H96V93H95ZM127 96V95H126ZM146 96V95H145ZM168 96V95H167ZM172 96V95H171ZM179 96H180V94H179ZM178 96V97H179ZM181 96H183V95H181ZM180 96V97H181ZM200 96V95H199ZM206 96V95H205ZM212 96H214V95H212ZM8 97V96H7ZM17 97V96H16ZM24 97H26V96H24ZM27 97H30V96H27ZM58 97V96H57ZM100 97V96H99ZM113 97V96H112ZM119 97V96H118ZM117 97V98H118ZM125 97V96H124ZM124 97H123V99H124ZM129 97V96H128ZM142 97V96H141ZM154 97H152V99L154 98ZM162 97V96H161ZM165 97V96H164ZM175 97V96H174ZM179 97V98H180ZM183 97H185V95L183 96ZM192 97V96H191ZM202 97H204V94H203V96ZM207 98H208V96H206ZM221 97V96H220ZM18 98H19V95H18ZM33 98V97H32ZM31 98V99H32ZM42 98V97H41ZM53 98V97H52ZM63 98V97H62ZM62 98H60V100H62ZM65 98V97H64ZM96 98V97H95ZM95 98H93V99H95ZM107 98V97H106ZM116 98V99H117ZM126 98V97H125ZM148 98V97H147ZM150 98V97H149ZM148 98V99H149ZM170 98V97H169ZM186 98H187V96H186ZM189 98V97H188ZM187 98V99H188ZM197 98H198V96L197 97H195L194 99H196L197 100ZM54 99V98H53ZM109 99V98H108ZM113 99H114V97H113ZM112 99V100H113ZM121 98H119V100H120ZM127 99V98H126ZM129 99H131V98H129ZM152 99H151V102H152ZM156 99H159L160 100V97L158 98V96H157V98ZM156 99H155V101H156ZM162 99V98H161ZM193 99V98H192ZM191 99V100H192ZM18 100V99H17ZM45 100V99H44ZM44 100L42 101V102H44ZM47 100H50L49 98L47 99ZM59 99H57L56 101H58ZM69 100V99H68ZM86 100H89L88 98L86 99ZM95 100H97V99H95ZM99 100V99H98ZM106 100V99H105ZM136 100H138V99H136ZM136 100H134V102L136 101ZM158 100V101H159ZM171 100V99H170ZM173 100V99H172ZM176 100V99H175ZM181 99H179V101H180ZM184 100V99H183ZM190 100V99H189ZM195 100V101H196ZM205 100V99H204ZM208 100V99H207ZM9 101V100H8ZM34 101H35V99H34ZM41 101V100H40ZM56 101H54V102H56ZM66 101V100H65ZM72 101V100H71ZM79 101V100H78ZM116 101V100H115ZM114 101V102H115ZM130 101V100H129ZM142 101H143V99H142ZM146 101V100H145ZM168 101H169V99H168ZM177 101V100H176ZM194 101V100H193ZM228 101V100H227ZM4 102V101H3ZM23 102H25V101H23ZM26 102H27V100H26ZM48 102V101H47ZM50 102H52L53 103V101H50ZM77 102V101H76ZM82 102V101H81ZM88 102V101H87ZM96 103H97V101H95ZM99 102V101H98ZM103 102V101H102ZM108 102V101H107ZM110 102H112L111 100H110ZM109 102V103H110ZM134 102H132V103H134ZM144 102V101H143ZM157 102V101H156ZM185 102V101H184ZM189 102V101H188ZM197 102V101H196ZM200 102V101H199ZM198 102V103H199ZM212 102V101H211ZM233 102V101H232ZM10 103V102H9ZM21 103V102H20ZM28 103V102H27ZM27 103H25L26 105H27ZM30 104H31V102H29ZM39 103V102H38ZM64 103V102H63ZM62 103V104H63ZM69 103V102H68ZM68 103L66 104V103H64V105L66 104V105H68ZM83 103V102H82ZM89 103H93V102H89ZM109 103H107V104H109ZM117 103V102H116ZM141 103V102H140ZM144 103H147V102H144ZM186 103H187V100H186ZM206 103V102H205ZM204 103V104H205ZM229 103V102H228ZM19 104V103H18ZM24 104V103H23ZM35 104H37V103H35ZM40 104H42L41 102H40ZM39 104V105H40ZM45 103H43L42 105H44ZM85 104V103H84ZM120 104V103H119ZM122 104H127V103H122ZM161 104H162V102L160 103V106H161ZM164 104H166V103H164ZM164 104H162V105H164ZM173 104V103H172ZM181 104V106H182V109L183 110H185L187 107H186V105L184 104V106L182 105V103H180ZM208 104V103H207ZM206 104V105H207ZM210 104V103H209ZM223 104V103H222ZM17 105V104H16ZM34 105V104H33ZM52 105V104H51ZM54 105V104H53ZM60 105V104H59ZM63 105V106H64ZM72 105V104H71ZM76 105V104H75ZM78 105V104H77ZM83 105V104H82ZM91 105V104H90ZM99 105V104H98ZM97 105V106H98ZM112 105V104H111ZM118 105V104H117ZM134 105V104H133ZM135 105H136V102H135ZM140 105V104H139ZM143 104L141 103V106H142ZM145 105L146 104H144V109H145ZM148 105V104H147ZM153 105H154V102H153ZM156 105V104H155ZM169 105H170V103H169ZM211 105H213V103L211 104ZM246 105V104H245ZM0 106H2L1 105V102H0ZM15 106V105H14ZM24 106V105H23ZM46 106H48V104H46ZM86 106V105H85ZM104 106V105H103ZM106 106V105H105ZM128 106H130V105H128ZM150 106V105H149ZM149 106H147V108L149 107ZM157 106V105H156ZM160 106H159V109H160ZM200 106V105H199ZM208 107H211V106H209V105H207ZM213 106H215V105H213ZM212 106V107H213ZM229 106V105H228ZM4 107V105L2 106V108ZM5 107H7V105H5ZM11 107V106H10ZM13 107V106H12ZM25 107V106H24ZM38 107V106H37ZM43 107V106H42ZM54 107H56V106H54ZM62 107V105L60 106V108ZM84 107V106H83ZM88 107H89V105H88ZM92 107V106H91ZM94 107H96V106H94ZM100 107H101V105H100ZM123 107V106H122ZM126 107V106H125ZM131 107V106H130ZM151 107V106H150ZM149 107V108H150ZM158 107V106H157ZM163 107V110L166 108L167 109V107H165L164 108V106H162ZM175 107H176V105H175ZM179 107V106H178ZM184 107H186V108H184ZM191 107V106H190ZM195 107V106H194ZM194 107H193V109H194ZM201 107V106H200ZM204 107V106H203ZM40 108V107H39ZM50 108V107H49ZM51 108H52V106H51ZM51 108H50V111H51ZM59 108V107H58ZM82 108V107H81ZM104 108V107H103ZM102 108V109H103ZM109 108H111V107H109ZM120 108H121V105H120ZM128 108V107H127ZM132 108V107H131ZM134 108V107H133ZM136 108V107H135ZM171 108V107H170ZM169 107H168V109H170ZM174 108V107H173ZM177 108V107H176ZM229 108H230V106H229ZM14 109V108H13ZM22 109V108H21ZM25 109V108H24ZM31 109V108H30ZM37 108H33V110H36ZM43 109V108H42ZM69 109H71V108H69ZM93 109H95V108H93ZM101 109V108H100ZM99 109V110H100ZM106 109H107V107H106ZM112 109H114V107H112ZM116 109H118V108H116ZM123 109H124V107H123ZM138 109H139V107H138ZM151 109V108H150ZM152 109H155L154 107H152ZM157 109V108H156ZM167 109V110H168ZM175 109V108H174ZM179 109V108H178ZM178 109H176V110H178ZM213 109H214V107H213ZM212 109V110H213ZM222 109V108H221ZM236 109V108H235ZM11 110H12V108H11ZM15 110V109H14ZM52 110H53V108H52ZM71 110H73V109H71ZM92 110V109H91ZM96 110V109H95ZM98 110V109H97ZM103 110H105V109H103ZM129 110L130 111H133V110H131L130 108H129ZM137 110V109H136ZM136 110H135V112H136ZM161 110V109H160ZM172 110V109H171ZM180 110V109H179ZM188 110H190V109H188ZM196 110V109H195ZM211 110V111H212ZM231 110V109H230ZM13 111V110H12ZM20 111V110H19ZM26 111V110H25ZM28 111V110H27ZM38 111V110H37ZM37 111H34V112H37ZM39 111H41V110H39ZM44 111V110H43ZM42 111V112H43ZM55 111V110H54ZM66 111V110H65ZM76 111H77V109H76ZM118 111H120V110H118ZM140 111V110H139ZM138 111V112H139ZM157 111V110H156ZM166 111V110H165ZM164 111V112H165ZM181 111V110H180ZM191 111H192V109H191ZM209 111H210V109H209ZM13 112H15V111H13ZM63 112H64V110H63ZM69 112V110L67 111V112H64L65 113V115H66V113H68ZM71 112H74V111H71ZM88 112V111H87ZM92 112H95V111H92ZM123 112V111H122ZM124 112H125V110H124ZM127 112H128V110H127ZM143 112H148V110L147 111H143ZM142 112V113H143ZM151 112H153L152 110H151ZM169 112H170V110H169ZM172 112V111H171ZM183 112H186L187 113V111H183ZM189 112V111H188ZM207 112V111H206ZM235 112H236V110H235ZM242 112V111H241ZM55 113V112H54ZM61 113V112H60ZM59 113V114H60ZM91 113V112H90ZM100 113H101V111H100ZM102 113H104V112H102ZM108 113V112H107ZM126 113V112H125ZM134 113V112H133ZM155 113H157V112H155ZM160 113L162 114L163 112H161L160 111ZM175 113V112H174ZM186 113H184V114H186ZM216 113V112H215ZM225 113V112H224ZM238 113V112H237ZM16 114V113H15ZM15 114H14V116H11V117H13L12 119L14 120V117L15 118H17L16 116H15ZM25 114H27V113H25ZM31 114H32V112H31ZM35 114V113H34ZM40 114V113H39ZM45 114V113H44ZM78 114V113H77ZM83 114V113H82ZM92 114V113H91ZM115 114H117V112H115ZM120 114V113H119ZM147 114V113H146ZM149 114H150V112H149ZM166 115L168 114V113H165ZM169 114H172V113H169ZM209 114V113H208ZM207 114V115H208ZM228 114V113H227ZM50 115V114H49ZM53 115V114H52ZM57 115V114H56ZM55 115V116H56ZM63 115V114H62ZM95 115V114H94ZM109 115V114H108ZM108 115H106V116H108ZM148 115V114H147ZM153 115V114H152ZM152 115H150V116H152ZM157 115V114H156ZM195 115V114H194ZM201 115H202V113H201ZM204 115V114H203ZM210 115V114H209ZM216 115H217V113H216ZM216 115H215V117H216ZM222 115V114H221ZM242 116H243V114H241ZM10 116V115H9ZM23 116V115H22ZM27 116V115H26ZM26 116H24L23 118H25ZM39 116H43V115H39ZM54 116V115H53ZM58 116V115H57ZM64 116V115H63ZM73 116V115H72ZM90 116V115H89ZM88 116V117H89ZM105 116V115H104ZM106 116H105V118L104 119H107L106 118ZM110 116H111V114H110ZM110 116H108V118L110 117ZM113 116V115H112ZM111 116V117H112ZM115 116V115H114ZM123 116V115H122ZM121 116V117H122ZM133 116V115H132ZM131 116V117H132ZM140 116V115H139ZM158 116V115H157ZM187 116V115H186ZM200 116V115H199ZM211 116V115H210ZM253 116V115H252ZM10 117V118H11ZM20 117V116H19ZM32 117V116H31ZM47 117V116H46ZM78 117V116H77ZM92 117V116H91ZM110 117V118H111ZM119 117V116H118ZM126 117V116H125ZM137 117V116H136ZM159 117V116H158ZM161 117V116H160ZM168 117V116H167ZM173 117V116H172ZM185 117V116H184ZM192 117V116H191ZM190 117V118H191ZM205 117H207V116H205ZM215 117H213V118H215ZM30 117H28V119H29ZM36 117L34 116V119H35ZM51 118V117H50ZM69 118V117H68ZM94 118H95V116H94ZM138 118V117H137ZM136 118V120H138ZM144 118V117H143ZM149 118V117H148ZM153 118V117H152ZM181 118V117H180ZM192 118H194V117H192ZM191 118V119H192ZM210 118V117H209ZM208 118V119H209ZM26 119V118H25ZM25 119H23V120H25ZM32 119V118H31ZM31 119H29V120H31ZM41 119V118H40ZM52 119H54V118H52ZM67 119V118H66ZM73 119V118H72ZM79 119V118H78ZM81 119V118H80ZM83 119V118H82ZM96 119H98V118H96ZM100 119V118H99ZM132 119V118H131ZM141 119V118H140ZM156 118H154V121H156L155 120ZM159 119H161V118H159ZM165 119V118H164ZM166 119H168V118H166ZM171 119V118H170ZM177 119V118H176ZM200 120H201V118H199ZM205 119V118H204ZM217 119H220V118H217ZM217 119H215V120H217ZM235 119V118H234ZM244 119V118H243ZM4 120V119H3ZM12 120V121H13ZM37 120V119H36ZM47 120H49V119H47ZM58 120V119H57ZM68 120V119H67ZM93 120H95V119H93ZM114 120V119H113ZM123 120H124V118H123ZM128 120V119H127ZM126 120V121H127ZM135 120V119H134ZM147 120V119H146ZM207 120V119H206ZM211 120V119H210ZM210 120H209V122H210ZM215 120H214V122H208L207 124H209L210 126H212V124L211 123H213V124H216L217 122H215ZM222 120V119H221ZM231 120V119H230ZM229 120V121H230ZM27 121V120H26ZM32 121V120H31ZM31 121H30V123H31ZM42 121H43V119H42ZM52 121V120H51ZM66 121V120H65ZM96 121V120H95ZM101 121V120H100ZM104 121V120H103ZM120 121V120H119ZM118 121V122H119ZM141 121L142 120H140V124H141ZM160 121V120H159ZM159 121H157V122H159ZM167 121V120H166ZM166 121L164 120V122L166 123ZM171 121V120H170ZM199 121V120H198ZM205 121V120H204ZM203 121V122H204ZM16 123H17V119H16V121H15ZM15 122H13V123H15ZM34 122H36V121H34ZM45 123L47 122L46 120L44 121ZM54 122H55V120H54ZM62 122V121H61ZM68 122V121H67ZM85 122V121H84ZM90 122H92V121H90ZM105 122H107V121H105ZM134 122V121H133ZM135 122H138V121H135ZM147 122V121H146ZM145 122V123H146ZM168 122V121H167ZM191 121H190V119H189V123H190ZM202 122V121H201ZM202 122V124H204ZM221 122V121H220ZM10 123H11V125H12V122L10 121ZM28 123V122H27ZM38 123V122H37ZM43 123V122H42ZM47 123H49V122H47ZM52 123V122H51ZM79 123V122H78ZM77 123V124H78ZM81 123V122H80ZM88 123V122H87ZM96 123H98V121L96 122ZM99 123H101V122H99ZM98 123V124H99ZM112 123V122H111ZM126 123V122H125ZM128 123V122H127ZM130 123V122H129ZM143 123H144V121H143ZM154 123V122H153ZM164 123V124H165ZM192 123V122H191ZM195 123V122H194ZM193 123V124H194ZM198 122H196L195 124H197ZM199 123H200V121H199ZM230 123H231V121H230ZM17 124H20V123H17ZM50 124V123H49ZM65 124V123H64ZM64 124H62V125H64ZM82 124V123H81ZM94 124V123H93ZM105 124V123H104ZM103 124V125H104ZM109 124H110V122H109ZM139 124V125H140ZM147 125H148V123H146ZM146 124H144V125H146ZM157 124V123H156ZM218 124H219V122H218ZM220 124H222V123H220ZM220 124L218 125V126H220ZM224 124V123H223ZM16 125V124H15ZM14 125V126H15ZM21 125V124H20ZM43 125V124H42ZM47 125V124H46ZM53 125H54V123H53ZM55 125H57V124H55ZM75 125V124H74ZM102 125V124H101ZM106 125V124H105ZM108 125V124H107ZM110 125H112V124H110ZM124 126H125V124H123ZM154 125V124H153ZM158 125V124H157ZM189 125H191V124H189ZM217 125V124H216ZM260 125V124H259ZM263 125V124H262ZM22 126V128H23V125H21ZM34 126H35V124H34ZM40 126V125H39ZM44 126V125H43ZM48 126V125H47ZM61 126V125H60ZM70 126H73V124L72 125H70ZM89 126H91V125H89ZM94 126H95V124H94ZM114 126V125H113ZM112 126V128H114ZM133 126H135V125H133ZM156 126V125H155ZM202 126V125H201ZM206 126V125H205ZM217 126V127H218ZM226 125H224V127H225ZM13 127V126H12ZM15 127H17V125L15 126ZM25 127V126H24ZM27 127V126H26ZM49 127V126H48ZM59 127V126H58ZM130 127V126H129ZM138 127V126H137ZM142 127H147L146 129L148 130V131H151L150 132V135L151 134H153L154 132V130H153V128H150V126L148 125V126H142ZM160 127V126H159ZM204 127V126H203ZM202 127V128H203ZM213 127V126H212ZM212 127H210V128H212ZM221 127V126H220ZM220 127H219V129H220ZM231 127V126H230ZM256 127V126H255ZM260 127V126H259ZM7 128H8V126H7ZM11 128V127H10ZM14 128V127H13ZM18 128V127H17ZM36 128H37V126H36ZM42 128H44V127H42ZM41 128V129H42ZM76 128V127H75ZM81 128V127H80ZM84 128V127H83ZM87 128V127H86ZM95 128V127H94ZM122 128V127H121ZM127 128V127H126ZM131 128V127H130ZM129 128V129H130ZM161 128H162V126H161ZM161 128L159 129V131L161 130ZM209 127H207V128H205V129H208ZM222 128V127H221ZM245 128H247V126H245ZM24 129V128H23ZM40 129V128H39ZM45 129V128H44ZM43 129V130H44ZM50 129V128H49ZM48 129V130H49ZM68 129V128H67ZM72 129V128H71ZM78 129V128H77ZM76 129V130H77ZM90 129V128H89ZM93 129V128H92ZM102 129V128H101ZM116 129V128H115ZM119 129V128H118ZM128 129V130H129ZM163 129V128H162ZM204 129V128H203ZM233 129V128H232ZM253 129V128H252ZM33 130V129H32ZM51 130V129H50ZM57 130V129H56ZM65 130V129H64ZM69 131H70V129H68ZM132 130V129H131ZM165 130V129H164ZM211 131H213L212 129H210ZM215 130V129H214ZM226 130V129H225ZM18 131H19V129H18ZM18 131L16 132V133H18ZM26 131V130H25ZM47 131V130H46ZM54 131V130H53ZM108 131H110V129H108ZM122 131V130H121ZM124 131H126V130H124ZM130 131V130H129ZM138 131V130H137ZM208 131V130H207ZM206 131V132H207ZM221 131V130H220ZM223 131V130H222ZM8 132H10L9 131V128H8ZM12 132V131H11ZM24 132V131H23ZM27 132V131H26ZM32 132H34V130L33 131H31V133L30 134H32ZM56 132V131H55ZM61 132H63V131H61ZM74 132H76V131H74ZM79 132V131H78ZM84 132V131H83ZM104 132V131H103ZM105 132H107V131H105ZM115 132V131H114ZM117 132H119V130L117 131ZM140 132V131H139ZM138 132V137H139V133ZM145 132V131H144ZM202 132H204V130L202 131ZM209 132V131H208ZM207 132V133H208ZM219 132V131H218ZM226 132V131H225ZM235 132H236V130H235ZM251 132V131H250ZM14 133V132H13ZM45 133L46 132H44V135H45ZM50 133V132H49ZM48 133V134H49ZM69 133V132H68ZM67 133V134H68ZM81 133V132H80ZM108 133H110V132H108ZM124 133V132H123ZM136 133V132H135ZM134 133V134H135ZM143 133V132H142ZM206 133V134H207ZM233 133H234V131H233ZM264 133V132H263ZM9 134V133H8ZM11 134V133H10ZM20 134V133H19ZM37 134V133H36ZM38 134H39V132H38ZM37 134V135H38ZM42 134V133H41ZM48 134H47V136H48ZM120 134H121V132H120ZM131 134H133L132 132H131ZM147 134V133H146ZM145 134V135H146ZM155 134V133H154ZM203 134V133H202ZM211 134V133H210ZM216 134V133H215ZM214 133H213V135H215ZM236 134V133H235ZM27 135H29V134H27ZM34 135V134H33ZM50 135V134H49ZM61 135V134H60ZM104 135V134H103ZM123 135V134H122ZM140 135H142V134H140ZM145 135H143V136H145ZM208 135V134H207ZM213 135H211V136H213ZM220 135V134H219ZM239 135H240V133H239ZM242 135V134H241ZM11 136H13V135H11ZM35 136V135H34ZM43 136V135H42ZM72 136V135H71ZM80 136V135H79ZM78 136V137H79ZM110 136V135H109ZM124 136V135H123ZM131 136H133V135H131ZM161 136V135H160ZM163 137H165L164 135H162ZM204 136V135H203ZM216 136V135H215ZM236 136H237V134H236ZM253 136V135H252ZM1 137V136H0ZM8 137V136H7ZM31 137V136H30ZM36 137V136H35ZM61 137V136H60ZM77 137V136H76ZM92 137V136H91ZM100 137V136H99ZM130 137V136H129ZM141 137V136H140ZM146 137V136H145ZM162 137V138H163ZM202 137V136H201ZM220 137V136H219ZM2 138V137H1ZM34 138V137H33ZM66 138H67V136H66ZM71 138V137H70ZM89 138H90V136H89ZM105 138V137H104ZM155 138V137H154ZM162 138H161V140H162ZM195 138V137H194ZM214 138H216V137H214ZM244 138V137H243ZM35 139V138H34ZM33 139V140H34ZM39 139V138H38ZM41 139H43L42 137H41ZM46 139V138H45ZM57 139V138H56ZM85 139V138H84ZM98 139V138H97ZM108 139V138H107ZM111 139V138H110ZM113 139H114V137H113ZM120 139H121V136H120ZM125 139H126V137H125ZM129 139V138H128ZM131 140H132V138H130ZM144 139V138H143ZM167 139V138H166ZM166 139H164V140H166ZM170 139H172V138H170ZM174 139V138H173ZM211 139H212V137H211ZM3 140V139H2ZM11 140V139H10ZM12 140H14L15 141V143H17L16 141V139L14 138V139H12ZM48 140V139H47ZM50 140H51V138H50ZM50 140H48L49 142H50ZM91 140H93V139H91ZM95 140V139H94ZM98 140H100V138L98 139ZM121 140H124V139H121ZM139 140H141L140 138H139ZM146 140H148V139H146ZM160 140V141H161ZM198 140H200L199 138H198ZM204 140V139H203ZM1 141V140H0ZM6 141V140H5ZM38 141H40V140H38ZM53 141H54V138H53ZM128 141V140H127ZM150 141V139L148 140V142ZM153 141H155L156 143L158 142L157 140H153ZM163 141V140H162ZM168 141V140H167ZM172 142H175V141H173V140H171ZM195 141V140H194ZM214 141V140H213ZM212 141V142H213ZM244 142H245V140H243ZM19 142V141H18ZM42 142V141H41ZM44 142V141H43ZM47 142V141H46ZM66 142V141H65ZM64 142V143H65ZM81 142V141H80ZM83 142V141H82ZM125 142V141H124ZM130 142V141H129ZM129 142H126V145H127V143H129ZM132 142V141H131ZM134 142V141H133ZM132 142V143H133ZM151 142V141H150ZM154 142V143H155ZM166 142V141H165ZM177 142V141H176ZM175 142V143H176ZM198 142V141H197ZM211 142V143H212ZM238 142V141H237ZM3 143V142H2ZM9 143H10V141H9ZM26 143V142H25ZM24 143V144H25ZM28 143H30L29 141H28ZM35 143H37V142H35ZM35 143H34V145H35ZM45 143V142H44ZM93 143H95V141L93 142ZM92 143V144H93ZM120 143V142H119ZM121 143H122V141H121ZM137 143V142H136ZM145 143V142H144ZM152 143V142H151ZM159 143V142H158ZM162 143V142H161ZM167 143V142H166ZM201 143V142H200ZM203 143V142H202ZM5 144V143H4ZM8 144V143H7ZM6 144V145H7ZM20 144V143H19ZM33 144V143H32ZM31 144V145H32ZM38 144H39V142H38ZM42 144V146L41 147H43L44 148V146H43V143H41ZM49 144H51V143H49ZM66 144V143H65ZM72 144V143H71ZM91 144V145H92ZM99 144V143H98ZM164 144V143H163ZM177 144V143H176ZM178 144H179V142H178ZM210 144V143H209ZM209 144H207V146L209 145ZM9 145V144H8ZM77 145V144H76ZM83 145H85V144H83ZM130 145H131V143H130ZM134 145V144H133ZM139 145H143L142 143L141 144H139ZM173 145H174V143H173ZM206 145V144H205ZM204 145V146H205ZM214 145V144H213ZM240 145V144H239ZM246 145V144H245ZM18 146V145H17ZM16 146V147H17ZM45 146H46V144H45ZM55 146V145H54ZM64 146H66V145H64ZM74 146V145H73ZM79 146V145H78ZM90 146V145H89ZM88 146V147H89ZM122 146H124V144L122 145ZM121 146V147H122ZM137 146V145H136ZM168 146V145H167ZM175 146V145H174ZM177 146V145H176ZM175 146V147H176ZM210 146V145H209ZM209 146H208V148H209ZM218 146H221V145H218ZM244 146V145H243ZM257 146H259V145H257ZM12 147V146H11ZM38 147H40V146H38ZM46 147H48V145L46 146ZM50 147V146H49ZM48 147V148H49ZM51 147H53V146H51ZM56 147V146H55ZM81 147V146H80ZM87 147V148H88ZM120 147V146H119ZM125 147V146H124ZM123 147V148H124ZM133 147V146H132ZM139 147V146H138ZM181 147V146H180ZM212 147H214V146H212ZM222 147V146H221ZM34 148H35V146H34ZM37 148V147H36ZM35 148V149H36ZM47 148V149H48ZM63 148V147H62ZM61 148V149H62ZM83 148V147H82ZM84 148H86V147H84ZM91 148H93V147H91ZM137 148V147H136ZM178 148V147H177ZM184 148V147H183ZM217 148V147H216ZM215 147H214V149H216ZM20 149V148H19ZM51 149V148H50ZM57 149V148H56ZM70 149V148H69ZM98 149V148H97ZM131 148H129V150H130ZM168 149V148H167ZM213 149V148H212ZM213 149V150H214ZM25 150V149H24ZM27 150H29V149H27ZM26 150V151H27ZM84 150V149H83ZM87 150V149H86ZM85 150V151H86ZM110 150V149H109ZM112 150V149H111ZM134 150H135V148H134ZM137 150V149H136ZM174 150V149H173ZM179 150V149H178ZM198 150V149H197ZM220 150V149H219ZM221 150H222V148H221ZM17 151H18V149H17ZM21 151V150H20ZM52 152L51 153H53V150H51ZM85 151H84V153H85ZM90 151H92V150H90ZM90 151H88V154H89V152ZM105 151V150H104ZM103 151V152H104ZM119 151V150H118ZM118 151H116V152H118ZM210 151V150H209ZM47 152V151H46ZM93 152V151H92ZM96 152V151H95ZM108 152V151H107ZM128 152V151H127ZM213 152V151H212ZM220 152V151H219ZM224 152V151H223ZM222 152V153H223ZM17 153H20V152H17ZM25 152H23V154H24ZM41 153V152H40ZM40 153H38L39 155H40ZM83 153V154H84ZM87 153V152H86ZM99 153H101V152H99ZM105 153V152H104ZM133 153V152H132ZM182 153V152H181ZM54 154H58V155H60L61 157H62V159L63 158H66L67 156H66V153H64V152H54ZM79 154V153H78ZM81 154V153H80ZM110 154H113V153H110ZM131 154V153H130ZM168 154V153H167ZM195 154H196V152H195ZM205 154V153H204ZM203 154V155H204ZM15 155V154H14ZM26 155V154H25ZM115 155V154H114ZM118 155V154H117ZM121 155V154H120ZM136 155V154H135ZM157 155V154H156ZM180 155V154H179ZM186 155V154H185ZM188 155V154H187ZM214 155V154H213ZM212 154H211V156H213ZM241 155H242V153H241ZM18 156V155H17ZM17 156H15V158H18ZM22 156V155H21ZM77 156V155H76ZM99 156H100V154H99ZM110 155H109V153H108V157H109ZM223 156V155H222ZM45 157V156H44ZM78 158H79V156H77ZM110 157H112V156H110ZM128 156H126V158H127ZM170 157V156H169ZM228 157V156H227ZM10 159H11V157H9ZM38 158V157H37ZM48 158V157H47ZM46 158V160H48L49 161V159H51V158H49V159H47ZM54 158H56V157H54ZM68 158V157H67ZM132 158V157H131ZM154 158H155V156H154ZM217 158V157H216ZM230 158V157H229ZM33 159V158H32ZM102 159V158H101ZM104 159V158H103ZM111 159V158H110ZM157 159H159L158 157H157ZM13 160V159H12ZM17 160V159H16ZM15 160V161H16ZM55 160V159H54ZM57 160V159H56ZM63 160H65V159H63ZM135 160V159H134ZM230 160H231V158H230ZM20 161V160H19ZM32 161V160H31ZM38 161V160H37ZM44 161H45V159H44ZM53 161V160H52ZM75 161H77V160H75ZM74 161V162H75ZM107 161V160H106ZM229 161V160H228ZM227 161V162H228ZM233 161V160H232ZM11 162V161H10ZM13 162V161H12ZM12 162H11V164H12ZM18 162V161H17ZM62 162H64V161H62ZM69 164H70V158H69ZM88 162V161H87ZM103 162H104V160H103ZM111 162V161H110ZM135 162V161H134ZM138 162V161H137ZM156 162V161H155ZM159 162V161H158ZM184 162V160H180L179 159V161H177L176 162V165H174L172 168H169V170L165 173V175L163 176V175H160V174H158V173H153V177H152V179H153V183L151 184V186H153L154 187V189H156V190H160V191H163V192H166V193H169L170 192V186H169V178L172 176V175H174V173H175V168H177V166H179L181 163H183ZM16 163V162H15ZM22 163V162H21ZM56 163V162H55ZM77 163V162H76ZM116 163V162H115ZM231 163V162H230ZM27 164V163H26ZM107 164H109L108 162H107ZM106 164V166H108ZM143 164V163H142ZM146 164V163H145ZM150 164V163H149ZM170 164V163H169ZM216 164H218V163H216ZM14 164H12V166H13ZM45 165V164H44ZM85 165V164H84ZM144 165V164H143ZM211 165V164H210ZM29 166V165H28ZM48 166V165H47ZM81 166V165H80ZM222 166V165H221ZM221 166H220V168H221ZM29 167H31V166H29ZM29 167H27V168H29ZM68 168H69V166H67ZM109 168H110V166H108ZM206 167V166H205ZM32 168V167H31ZM38 168H41L42 169V166L41 167H38ZM49 168V167H48ZM48 168H47V170H48ZM71 168H72V166H71ZM92 168V167H91ZM101 168V167H100ZM103 168V167H102ZM147 168V167H146ZM227 168V167H226ZM233 168V167H232ZM232 168H230V169H232ZM264 168V167H263ZM21 169V168H20ZM52 168H50L49 170H51ZM82 169V168H81ZM84 169V168H83ZM82 169V170H83ZM90 169V168H89ZM135 169V168H134ZM228 169V168H227ZM30 170V173H31V169H29ZM35 170V169H34ZM39 170V169H38ZM63 170V169H62ZM76 170V169H75ZM102 170V169H101ZM221 170H222V168H221ZM241 170V169H240ZM28 171V170H27ZM35 171H37V170H35ZM34 171V172H35ZM41 171V170H40ZM67 171V170H66ZM63 172V174H62V176L61 177H59V178H57V179H60V180H58V181H60V186H59V190L56 192V198L54 199V200H51L52 202L54 201V203H53V206L54 205H56V206H58L59 204H60V201H61V199H62V192H63V187L66 185L67 186V184L69 183V185L72 187V186H74V188H75V185L77 186V185H80L81 186V188H83L84 187V181H85V176L83 175V174H79V173H77L76 171L75 172H73L71 169L69 170L68 169V171L67 172ZM86 171H87V169H86ZM92 171V170H91ZM90 170H89V172H91ZM95 170H93L92 172H94ZM104 171V170H103ZM107 171V170H106ZM155 171V170H154ZM159 171V170H158ZM233 171V170H232ZM261 171V170H260ZM62 172V171H61ZM82 172V171H81ZM95 172H97V171H95ZM94 172V173H95ZM217 172V171H216ZM38 174H40L39 172H37ZM49 173V172H48ZM67 173V174H66ZM73 173L76 175V176H74L73 175ZM83 173H84V171H83ZM99 173H100V171H99ZM108 173V172H107ZM133 173V172H132ZM35 174V173H34ZM59 174V173H58ZM87 174V173H86ZM122 174V173H121ZM172 174V175H171ZM54 175V174H53ZM60 175V174H59ZM89 175V174H88ZM95 175V174H94ZM105 175H109V174H105ZM149 175V174H148ZM230 175V174H229ZM55 176V175H54ZM84 177L83 179L81 178V177ZM87 176V175H86ZM112 176H114L113 174L111 175V177ZM136 176V175H135ZM150 176V175H149ZM201 176V175H200ZM243 176V175H242ZM92 177V176H91ZM93 177H96V176H93ZM99 177V176H98ZM100 177H102V176H100ZM194 177V176H193ZM193 177H192V180H193ZM202 177V176H201ZM37 178V177H36ZM41 178V177H40ZM39 178V179H40ZM54 178V177H53ZM87 178V177H86ZM109 178V177H108ZM188 178V177H187ZM235 178V177H234ZM33 179H34V177H33ZM91 179H93V178H91ZM88 180V179H87ZM98 180H101L100 178H98ZM133 180V179H132ZM237 180V179H236ZM253 180V179H252ZM53 181V180H52ZM57 181V182H58ZM103 181V180H102ZM101 181V182H102ZM151 181V180H150ZM94 182H95V180H94ZM99 182V181H98ZM104 182V181H103ZM106 182H108V181H106ZM105 182V183H106ZM117 182V181H116ZM138 182V181H137ZM149 182V181H148ZM210 182V181H209ZM236 182H238V180L236 181ZM246 182V181H245ZM55 183V182H54ZM89 183V182H88ZM92 183H93V181H92ZM100 183V182H99ZM98 183V184H99ZM119 183V182H118ZM133 183H134V181H133ZM180 183V182H179ZM199 183H202V182H199ZM87 184V183H86ZM107 184V183H106ZM110 184V183H109ZM124 184V183H123ZM149 184V183H148ZM101 185V184H100ZM114 185V184H113ZM184 185V184H183ZM205 185H206V183H205ZM80 186L79 187H77V188H80ZM143 186H145V185H143ZM148 186V185H147ZM193 186V185H192ZM218 186H220V185H218ZM228 186V185H227ZM241 186V185H240ZM53 187V186H52ZM69 187V186H68ZM89 187V186H88ZM103 186H101V188H102ZM93 188V187H92ZM97 188V187H96ZM100 188V189H101ZM108 188V187H107ZM207 188V187H206ZM30 189V188H29ZM50 189H52L51 187L48 189V190H50ZM68 189V188H67ZM88 189V188H87ZM91 189V188H90ZM113 190L115 189V188H112ZM111 189V190H112ZM197 189V188H196ZM37 190V189H36ZM57 190V189H56ZM71 190V189H70ZM94 190V189H93ZM99 190V189H98ZM110 190V189H109ZM110 190V191H111ZM113 190L111 191V192H113ZM39 191V190H38ZM47 191V190H46ZM51 191V190H50ZM80 191H81V189H80ZM103 191V190H102ZM118 191V190H117ZM187 191V190H186ZM258 191V190H257ZM16 192H17V190H16ZM72 192V191H71ZM76 192H78V191H76ZM90 192V191H89ZM111 192H109V193H111ZM116 192V191H115ZM131 192V191H130ZM42 193V192H41ZM73 193V192H72ZM79 193H81V192H79ZM100 193H101V191H100ZM120 193H121V191H120ZM119 193V194H120ZM93 194V193H92ZM102 194H103V192H102ZM131 194V193H130ZM52 195V194H51ZM74 195H75V192H74ZM78 195H80V194H78ZM89 195V194H88ZM108 196H109V194H107ZM113 195V194H112ZM115 195V194H114ZM148 195V194H147ZM168 195V194H167ZM185 195V194H184ZM257 195V194H256ZM13 196V195H12ZM53 196V195H52ZM76 196V195H75ZM74 196V197H75ZM102 196V195H101ZM103 196H104V194H103ZM258 196V195H257ZM37 197V196H36ZM72 197V196H71ZM116 197H118V196H116ZM132 197V196H131ZM211 197V196H210ZM47 198V197H46ZM73 198V197H72ZM71 198V200H73ZM77 198H79V199H82V197H81V195L80 196H77ZM94 198V197H93ZM112 198V196L110 197V199ZM122 198H123V196H122ZM122 198H120V199H122ZM142 198H143V196H142ZM145 198V197H144ZM212 198V197H211ZM45 199V198H44ZM68 199V198H67ZM88 199V198H87ZM109 199V198H108ZM130 199V198H129ZM128 199V200H129ZM172 199V198H171ZM227 199V198H226ZM11 200L12 201H16L17 200V202H18V205H16V206H14V207H11V208H9L8 209V211H7V219H8V221H9V223H22V224H26V223H28V222H31V221H38V217H37V215H35V213H34V210L32 209V207L30 206V205H28L26 202H25V200H23L21 197H18V196H13V197H11ZM71 200H69V201H71ZM112 200V199H111ZM115 200V199H114ZM123 200V199H122ZM131 200V199H130ZM204 200H206V199H204ZM48 201H49V199H48ZM77 201H78V199H77ZM104 201V200H103ZM207 201V200H206ZM75 202H76V200H75ZM82 202V201H81ZM236 202V201H235ZM71 203V202H70ZM69 203V204H70ZM78 203H80V202H78ZM105 203V202H104ZM108 203V202H107ZM106 203V204H107ZM113 203V202H112ZM118 203V202H117ZM120 203V202H119ZM136 203V202H135ZM170 203V202H169ZM210 203H212V202H210ZM84 204V206H85V203H83ZM126 204V203H125ZM124 204V205H125ZM129 204H130V202H129ZM172 204V203H171ZM170 204V205H171ZM108 205V204H107ZM115 205V204H114ZM117 205V204H116ZM164 205V204H163ZM168 205V204H167ZM76 206H77V203H76ZM81 206V205H80ZM83 206V205H82ZM98 206V205H97ZM208 206V205H207ZM233 206V205H232ZM108 207V206H107ZM174 207V206H173ZM50 208V207H49ZM114 208V207H113ZM47 209V208H46ZM125 209H126V207H125ZM156 209V208H155ZM159 210H160V208H158ZM176 209V208H175ZM74 210V209H73ZM158 210V211H159ZM49 211V210H48ZM109 211V210H108ZM121 211V210H120ZM161 211V210H160ZM163 211V210H162ZM94 212V211H93ZM96 212H97V210H96ZM95 212V213H96ZM177 212V211H176ZM198 212V211H197ZM161 213H163V212H161ZM201 213V212H200ZM87 214V213H86ZM88 214H89V212H88ZM159 214H160V212H159ZM158 214V215H159ZM163 216V215H162ZM133 217V216H132ZM179 220L181 221V223H183L184 224V222H185V220H186V217L183 215V214H180L179 215ZM66 219V218H65ZM94 219V218H93ZM85 220V219H84ZM226 220V219H225ZM58 221H59V216H58V211H57V209L56 210H54L53 212H52V217H51V219L49 220V222H47L48 223V225L50 226V227H52V228H55L58 224ZM204 221V220H203ZM66 222H68V221H66ZM165 222V221H164ZM210 222H212V221H210ZM88 224V223H87ZM137 224V223H136ZM145 224V223H144ZM160 224V223H159ZM164 224H166V223H164ZM138 225V224H137ZM154 225V224H153ZM158 226V225H157ZM113 227V226H112ZM153 226H151V228H152ZM159 228H161L160 226H159ZM158 229V228H157ZM226 229V228H225ZM55 230H56V233L58 234V235H60V237H58V239H57V243H59V245H61L62 246V249H63V251H65V252H67L66 253V255L68 256V259H69V261L71 262L72 261V258H71V254L76 250V248L73 246H70V245H67L66 244V241L63 239L64 237H68V236H70V237H79V238H82V239H86V238H89V237H92L93 236V232H92V230L90 229V227H89V225H80V224H78L75 220H72V221H70V222H68V223H65L63 226H61L60 228H55ZM186 230V229H185ZM54 231V230H53ZM151 232V231H150ZM96 233V232H95ZM136 233H137V231H136ZM194 235V234H193ZM129 236V235H128ZM157 236V235H156ZM263 236V235H262ZM42 237H43V235H42ZM162 237V236H161ZM262 238V237H261ZM40 240H41V238H40ZM52 240V239H51ZM81 240V239H80ZM263 240V239H262ZM154 241V240H153ZM192 241V240H191ZM184 242V241H183ZM81 243V242H80ZM160 244V243H159ZM48 245V244H47ZM51 245H53V244H51ZM74 245H75V243H74ZM80 245H82V244H80ZM79 245V246H80ZM191 246V245H190ZM192 247V246H191ZM48 249V248H47ZM261 249V248H260ZM102 250H103V248H102ZM139 251V250H138ZM157 251V250H156ZM51 252V251H50ZM142 252V251H141ZM69 253V254H68ZM76 253V252H75ZM145 253V252H144ZM190 253H192V252H190ZM14 254V253H13ZM62 254V253H61ZM52 255V254H51ZM57 255H58V253H57ZM77 255H78V253H77ZM259 255V254H258ZM76 256V255H75ZM144 256V255H143ZM52 257V256H51ZM77 257V256H76ZM81 257V256H80ZM49 258V257H48ZM54 258V257H53ZM148 258V257H147ZM51 259V258H50ZM152 260V259H151ZM264 260V259H263ZM52 261V260H51ZM261 261V260H260Z\"/></svg>",
  "mask_w": 264,
  "mask_h": 264
}]
</instances>
